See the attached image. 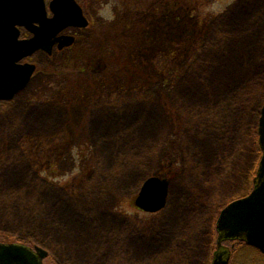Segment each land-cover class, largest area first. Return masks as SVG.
Wrapping results in <instances>:
<instances>
[{
    "label": "rangeland",
    "instance_id": "obj_1",
    "mask_svg": "<svg viewBox=\"0 0 264 264\" xmlns=\"http://www.w3.org/2000/svg\"><path fill=\"white\" fill-rule=\"evenodd\" d=\"M77 1L87 26L37 51L0 102V241L44 247L45 264H210L220 211L251 191L261 157L264 0ZM93 36L102 65L62 58ZM190 40L168 67L160 50ZM157 172L167 203L144 211L135 197ZM232 252L264 264L248 243Z\"/></svg>",
    "mask_w": 264,
    "mask_h": 264
},
{
    "label": "water",
    "instance_id": "obj_2",
    "mask_svg": "<svg viewBox=\"0 0 264 264\" xmlns=\"http://www.w3.org/2000/svg\"><path fill=\"white\" fill-rule=\"evenodd\" d=\"M87 24L88 19L77 0H50L48 7L46 0H0V100L11 99L34 73L35 65L20 64V59L41 47L50 50L57 41L60 47L69 44L73 37L61 32L69 26ZM21 25L33 31L30 38L18 39ZM258 135L262 154L254 187L249 194L232 200L221 210L216 224L218 247L210 264H230L232 253L223 244L224 240H244L264 252V103ZM168 190V178L151 175L144 180L135 204L142 210L157 212L166 205ZM48 254L39 245L0 241V264H45Z\"/></svg>",
    "mask_w": 264,
    "mask_h": 264
},
{
    "label": "trees",
    "instance_id": "obj_3",
    "mask_svg": "<svg viewBox=\"0 0 264 264\" xmlns=\"http://www.w3.org/2000/svg\"><path fill=\"white\" fill-rule=\"evenodd\" d=\"M118 4H122V6L125 5L127 7V8H125V11L126 10H132V11H134L135 10V6L128 5V4H131V3H129L127 0H124V3H121V1H118L117 0V5ZM126 13H131V12H126ZM99 38H101V37H95V36H93V39L91 41L95 42L96 40H98L99 44L98 45H95L94 44L92 48L89 47L87 49L88 51L86 52V54L82 55L81 53H78V51H77L78 49L79 50H82L80 48L81 45H79L75 51L68 52V53L66 52V54L62 55V58L63 59H70L72 62H75L76 61V64H77L78 63L77 57L79 59L81 56H84L82 58L83 59L82 63L80 62L81 64H79L78 67H80V65H81V67H83V68H93V69H96V67L98 65H102V61H99L98 59L101 58V56L99 55L100 52L103 51V49L105 48V45L102 43V39H99ZM194 39H195V37H194ZM193 43H192L191 40L189 41V43H186V44L174 43V42H168L167 44L164 43L166 45L164 46V48H162L160 50V52H161L162 58L163 59H166L170 63V64H166V65L168 67H170L171 69H173V68H179L181 66V63L185 62V56L188 55L189 52L191 51L190 49H191V45ZM101 55H102V53H101ZM96 60L99 63H98L97 66L96 65L94 66V64L96 63ZM124 66H127V64L124 63ZM253 133H254V138H255V140H256V142L258 144V148H259V150H261L260 149V145H259V141H258V130H257L256 127L254 128V132ZM84 162H85V160H84ZM256 171L257 170L255 169L252 172V174L255 175L256 174ZM157 174L162 175V174H164V172H157ZM228 242H227V244H229ZM230 242L232 243V241H230ZM237 242L240 243V242H243V241H237ZM217 245H218V242L216 243V247H217ZM55 263L56 264H59L56 261H55Z\"/></svg>",
    "mask_w": 264,
    "mask_h": 264
},
{
    "label": "flooded vegetation",
    "instance_id": "obj_4",
    "mask_svg": "<svg viewBox=\"0 0 264 264\" xmlns=\"http://www.w3.org/2000/svg\"><path fill=\"white\" fill-rule=\"evenodd\" d=\"M47 1V0H46ZM49 1L50 0H48L47 1V3H49ZM35 25H37L38 23L37 22H35L34 23ZM19 27V36H18V39H28V38H30L32 35H33V31H31L28 27H26V26H24V25H21V26H18ZM93 29V28H92ZM76 42V41H75ZM56 43V42H55ZM53 44V47H55V46H58V47H60V42H57L56 44ZM2 47H4V48H6L7 47V45H5V44H2ZM52 47V46H51ZM39 50H44V47H41V48H38L37 50H35L31 55H29V56H26V57H24V58H22V59H20L19 61H18V63H20V64H23V63H25V62H30V63H33L31 60H32V57H33V55L37 52V51H39ZM31 79V78H30ZM29 83V82H28ZM27 86V85H26ZM25 86V87H26ZM25 87H23V88H21L20 90H18L16 93H15V95L11 98V99H9V100H0V102H12V101H14L15 99H16V96H17V94L19 93V92H21Z\"/></svg>",
    "mask_w": 264,
    "mask_h": 264
},
{
    "label": "bare ground",
    "instance_id": "obj_5",
    "mask_svg": "<svg viewBox=\"0 0 264 264\" xmlns=\"http://www.w3.org/2000/svg\"><path fill=\"white\" fill-rule=\"evenodd\" d=\"M152 247V246H151Z\"/></svg>",
    "mask_w": 264,
    "mask_h": 264
}]
</instances>
